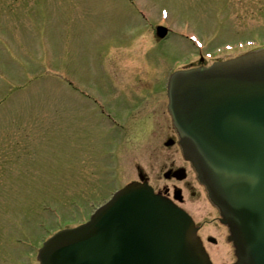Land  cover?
<instances>
[{
    "label": "rangeland",
    "instance_id": "1",
    "mask_svg": "<svg viewBox=\"0 0 264 264\" xmlns=\"http://www.w3.org/2000/svg\"><path fill=\"white\" fill-rule=\"evenodd\" d=\"M156 23L170 38L156 41ZM191 31L210 52L263 43L264 0H0V264H39L49 235L87 221L142 174L171 198L181 192L214 264L235 261L178 144L166 83L179 64L210 67L250 48L202 63L184 39ZM169 167L185 177L166 178Z\"/></svg>",
    "mask_w": 264,
    "mask_h": 264
},
{
    "label": "water",
    "instance_id": "2",
    "mask_svg": "<svg viewBox=\"0 0 264 264\" xmlns=\"http://www.w3.org/2000/svg\"><path fill=\"white\" fill-rule=\"evenodd\" d=\"M168 98L184 157L230 228L236 264H264V49L174 73ZM196 233L186 212L133 183L90 222L49 239L38 260L212 264Z\"/></svg>",
    "mask_w": 264,
    "mask_h": 264
},
{
    "label": "flooded vegetation",
    "instance_id": "3",
    "mask_svg": "<svg viewBox=\"0 0 264 264\" xmlns=\"http://www.w3.org/2000/svg\"><path fill=\"white\" fill-rule=\"evenodd\" d=\"M217 58H219V56L217 57ZM217 58H215L216 60H217ZM215 60V61H216ZM173 141V145L172 146H170V147H174L175 145H176V139L174 138V136L172 135V136H170V137H167V139H166V143L168 142V141ZM180 170H181V168H180ZM177 172H179V169H178V167H169L168 168V174H169V178L171 179V178H176V179H178L177 177ZM174 173H176V175H174ZM185 188L186 189H188V187L187 186H185ZM157 192H161L162 194H164V195H166L167 197H169V198H171V192L170 191H168V189H165V192L163 191H161V190H156ZM172 198H174L175 199V195H172ZM176 200V199H175Z\"/></svg>",
    "mask_w": 264,
    "mask_h": 264
},
{
    "label": "bare ground",
    "instance_id": "4",
    "mask_svg": "<svg viewBox=\"0 0 264 264\" xmlns=\"http://www.w3.org/2000/svg\"><path fill=\"white\" fill-rule=\"evenodd\" d=\"M248 51H250V50H247L246 52H248Z\"/></svg>",
    "mask_w": 264,
    "mask_h": 264
}]
</instances>
